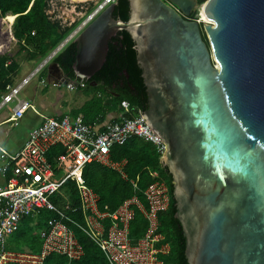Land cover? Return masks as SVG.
I'll use <instances>...</instances> for the list:
<instances>
[{
	"label": "water",
	"instance_id": "95a60500",
	"mask_svg": "<svg viewBox=\"0 0 264 264\" xmlns=\"http://www.w3.org/2000/svg\"><path fill=\"white\" fill-rule=\"evenodd\" d=\"M129 1L127 22L115 3L75 38L76 79L91 80L129 32L188 263L264 264V0Z\"/></svg>",
	"mask_w": 264,
	"mask_h": 264
},
{
	"label": "built area",
	"instance_id": "2783aa9c",
	"mask_svg": "<svg viewBox=\"0 0 264 264\" xmlns=\"http://www.w3.org/2000/svg\"><path fill=\"white\" fill-rule=\"evenodd\" d=\"M61 1L48 0L47 14L62 28H72L68 36L70 41L117 3V0H75L74 4ZM80 1L84 5L82 13L78 14L76 8ZM40 71L42 69H36L18 85L7 87L0 100V113L13 106L11 116L4 123L19 121L29 111L42 116L33 103L20 98L22 91ZM41 82L46 83L45 80ZM64 84L70 90L87 86V82L80 79ZM121 109L118 119L103 126L99 121L87 123L82 118L70 116L61 119L43 116V123L29 133L23 148L16 154L0 145L3 160L0 167L3 178L0 184V264H46L47 258L54 254L69 261L80 260L84 248L77 237L79 230L101 248L109 264H162L159 255L166 254L165 248L169 245H162L164 237L159 232V215L168 210L171 193L161 172H153L155 181L144 193L147 205L133 196L113 213L100 209L101 197L88 185L84 176L86 167L98 162L126 177L125 163L113 160L112 149L124 146L133 138L155 145L165 168L162 159L167 145L149 125L146 112L136 110L137 115L133 117V109L127 101L122 102ZM55 147H61L64 153L50 160L49 153ZM69 183L77 190V202L68 199L58 205L53 198L65 194ZM134 186L137 189L136 183ZM136 208L147 220L148 231L144 237L134 241L131 224L136 217ZM43 211L52 212L54 216L38 232L41 252L35 254L12 249V240L23 222L29 218L37 219Z\"/></svg>",
	"mask_w": 264,
	"mask_h": 264
},
{
	"label": "trees",
	"instance_id": "16d2710c",
	"mask_svg": "<svg viewBox=\"0 0 264 264\" xmlns=\"http://www.w3.org/2000/svg\"><path fill=\"white\" fill-rule=\"evenodd\" d=\"M47 5L48 0H0V20L9 13L16 16L12 26L13 35L18 41L20 51L29 52L32 60L49 56L72 31V28L64 29L49 19ZM130 13V1L117 0L114 17L127 22ZM77 54L78 45L72 41L55 58V63L60 66L65 76L73 79H76L73 65ZM137 55L136 43L129 32L122 31L112 39L103 68L91 80L86 81V91L95 96L74 112L75 118H82L85 122H89L99 116L105 117L111 112L120 111L123 101L131 105L133 117L137 115L136 110L145 112L148 110L149 96ZM8 62V56L0 57V89L3 93L9 85L15 84L14 79L18 69L17 64ZM99 93L101 97L97 98L96 95ZM63 153L60 147H55L50 151L49 159L52 160ZM160 157L161 154L155 145L140 138H133L124 146H114L112 149L113 160L125 162L126 177L98 162L89 164L84 176L88 185L101 197L100 209L113 213L133 196L139 197L147 205L144 193L155 181L153 172L160 171L162 179L170 189L171 203L168 210L159 215V232L164 237L162 245L170 246L166 254L159 255V259L162 264H189L186 256V237L181 222L176 218L177 206L174 198L173 177L167 168L162 167ZM65 192L71 193L72 199L77 202V192L72 183L68 184ZM53 201L58 203L60 199L54 197ZM52 216V212H42L37 218L41 220L36 227L38 232L44 228ZM77 218L80 221L83 220L81 216ZM37 219L25 220L20 231L14 236L20 240L29 239L27 242L30 244L31 253L35 254L40 253L42 249L38 232L36 237L30 238L35 231L32 223ZM147 231V220L136 208V217L131 224V238L137 241L144 237ZM77 237L84 248V255L80 260L69 261L64 256L54 254L47 258L46 264H109L101 248L85 233L79 230Z\"/></svg>",
	"mask_w": 264,
	"mask_h": 264
},
{
	"label": "rangeland",
	"instance_id": "374dc122",
	"mask_svg": "<svg viewBox=\"0 0 264 264\" xmlns=\"http://www.w3.org/2000/svg\"><path fill=\"white\" fill-rule=\"evenodd\" d=\"M61 2H68L69 4L72 2V4H74L75 0H62ZM77 5V13H82V6L84 3L80 1L77 3ZM84 8L86 7L84 6ZM60 14L63 15V12H60ZM5 17L2 18V21L0 20V57L8 56L9 64H11V62L17 64V75H15L14 82L15 85H18L23 81L24 78L28 77L40 65H42V63L46 61L50 55L46 58L32 60L29 52L20 51L17 41L9 32L10 26L12 28L16 17L13 16L11 19H9V22L4 20ZM186 17L189 20H196L200 21L201 23L205 22V20L200 15L193 17L187 15ZM74 40L75 38L72 41ZM70 42H68L66 46L57 53V55L49 59L48 63L42 68V71H40V73L20 94L21 99L28 100L33 103L36 108L45 116H53L56 115V113L62 112V110L79 106L89 97L88 95L79 97L80 95H84V91L82 90L81 93H78V91H80L79 88H76V90H70L67 88V86H61L62 81L60 78L62 77V74L59 73V71H56L57 65L55 63V58L70 44ZM44 79L46 83L43 84L41 81ZM69 79L74 80L73 78ZM81 89L85 90V88ZM2 94L3 90L0 89V99ZM11 106L13 105H10L9 108L0 115V120L6 118L5 114L10 112ZM42 121L43 119L36 113L29 111L23 119L14 123H6L0 127V144L10 153L16 154L25 144L29 133L33 129L37 128L42 123ZM2 164L3 160L0 157V167ZM0 183H2L1 175ZM40 222L41 220L39 221V219H37L32 223L35 231L30 235V238L37 236L38 228L36 229V227H38ZM27 241H29V239L20 240L18 237L14 238L11 243L12 249L17 252L31 253L32 250L30 249V244ZM169 249L170 246L165 248L167 252Z\"/></svg>",
	"mask_w": 264,
	"mask_h": 264
},
{
	"label": "crops",
	"instance_id": "0c3cea01",
	"mask_svg": "<svg viewBox=\"0 0 264 264\" xmlns=\"http://www.w3.org/2000/svg\"><path fill=\"white\" fill-rule=\"evenodd\" d=\"M12 14V13H11ZM13 15V14H12ZM16 17V16H15ZM2 21V20H1ZM14 39H15V37H14ZM16 40V39H15ZM17 41V40H16ZM17 43H18V41H17ZM56 65H57V69H56V71H59V73H61L62 74V77L60 78V80L62 81V85L61 86H65V82L66 81H71V79H69L68 77H66L65 75H64V73H63V71H62V69L60 68V66L56 63ZM45 80V79H44ZM15 85V84H14ZM68 88V87H67ZM76 90V89H75ZM84 91L83 92V94L84 95H80L79 97H82V96H89L88 97V99L87 100H85L81 105H79V106H75V107H70L69 109H66V110H62V112H59V113H56V115H53V116H45L43 113H41L37 108V110H38V112L42 115V116H39V117H41L42 119H43V116L44 117H48V118H56V119H61V118H63V117H65V116H70V117H73V118H75V116H74V112H76L77 110H79V109H81L88 101H90L95 95H93V94H88V92L86 91V89L85 90H83V89H80V91H78V93H81L82 91ZM4 94V93H3ZM2 94V95H3ZM2 97V96H1ZM78 97V98H79ZM96 97L97 98H99V97H101V94L99 93L98 95H96ZM73 98V97H72ZM1 100V99H0ZM42 104V103H41ZM36 107V106H35ZM9 108V107H8ZM8 108H6V109H8ZM5 109V110H6ZM5 110H3L1 113H0V115L5 111ZM121 112H122V109H121V107H120V111H114V112H111V113H109L107 116H105V117H102V116H99V117H97V118H95L94 120H91V121H89V122H87V123H95V122H100V126H103L106 122H109V121H113V120H116V119H118L119 117H120V114H121ZM11 114H12V106H11V109H10V112L7 114H5V116H6V118L5 119H3V120H0V124L1 123H4L10 116H11ZM100 118V119H99ZM43 121H44V119H43ZM43 121H42V123H43ZM41 123V124H42ZM6 123H4V124H2V125H0V127H2L3 125H5ZM40 124V125H41ZM39 125V126H40ZM28 138V137H27ZM1 145V144H0ZM2 146V145H1ZM24 146V145H23ZM3 147V146H2ZM23 148V147H22ZM61 148V147H60ZM62 149V148H61ZM55 158V157H54ZM53 158V159H54ZM52 159V160H53ZM122 163H125V162H122ZM1 175V174H0ZM2 177V176H1ZM2 181H3V178H2ZM0 184H2V183H0ZM75 190H76V188H75ZM76 192H77V190H76ZM77 196H78V193H77ZM59 199H60V201L57 203L58 205H62L63 203H65L66 201H68V199H72V194L71 193H65V194H61L59 197H58ZM78 198V197H77ZM51 213V212H50ZM53 214V213H52ZM53 216H54V214H53ZM52 216V217H53ZM51 218V217H50ZM49 218V219H50Z\"/></svg>",
	"mask_w": 264,
	"mask_h": 264
},
{
	"label": "bare ground",
	"instance_id": "6f19581e",
	"mask_svg": "<svg viewBox=\"0 0 264 264\" xmlns=\"http://www.w3.org/2000/svg\"><path fill=\"white\" fill-rule=\"evenodd\" d=\"M13 16H14V15H12L11 13H9V14L6 15V17L4 18V20L7 21V22H9V19H11ZM202 23H203V22H202ZM9 32H10V29H9ZM10 34H11V33H10ZM12 37H13V36H12ZM13 38H14V37H13ZM66 44H67V43H66ZM64 47H65V46H64ZM64 47L62 46L61 49H63ZM49 59H50V58H48L46 61H44V62L42 63V65H40V66L37 68V70L39 71L40 69H42V68L45 66V64L48 63Z\"/></svg>",
	"mask_w": 264,
	"mask_h": 264
},
{
	"label": "flooded vegetation",
	"instance_id": "af4514ba",
	"mask_svg": "<svg viewBox=\"0 0 264 264\" xmlns=\"http://www.w3.org/2000/svg\"><path fill=\"white\" fill-rule=\"evenodd\" d=\"M117 36H118V35H117ZM117 36H116V37H117ZM116 37H115V38H116Z\"/></svg>",
	"mask_w": 264,
	"mask_h": 264
}]
</instances>
